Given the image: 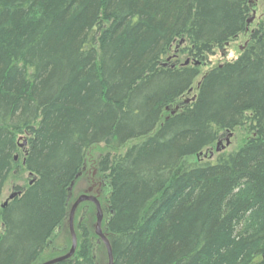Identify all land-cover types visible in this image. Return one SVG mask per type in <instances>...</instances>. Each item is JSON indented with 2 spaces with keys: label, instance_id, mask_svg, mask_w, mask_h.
<instances>
[{
  "label": "trees",
  "instance_id": "obj_1",
  "mask_svg": "<svg viewBox=\"0 0 264 264\" xmlns=\"http://www.w3.org/2000/svg\"><path fill=\"white\" fill-rule=\"evenodd\" d=\"M253 2L0 0V264H39L88 149L135 140L99 165L114 264H264V16L187 99ZM240 129L237 150L176 174ZM22 138L30 180L3 208ZM90 227L57 264H98Z\"/></svg>",
  "mask_w": 264,
  "mask_h": 264
},
{
  "label": "rangeland",
  "instance_id": "obj_2",
  "mask_svg": "<svg viewBox=\"0 0 264 264\" xmlns=\"http://www.w3.org/2000/svg\"><path fill=\"white\" fill-rule=\"evenodd\" d=\"M253 1L252 16L250 19L251 22L248 24L247 30L239 35L230 44L226 45L224 48L216 50L215 54L209 57L208 62H200V65H197L200 66L202 74L201 77L198 78L195 82L193 88L194 90L192 94H189V96H187V99H191L193 95H195L198 83L204 74H206L216 66L235 61L248 45L252 32L257 28L264 16V0ZM183 58V60L189 61L190 64H193V61L188 60V57L186 55H183ZM166 115H168V112L165 113V116ZM250 138L251 134L245 129H240L236 132H233V134L227 133L224 138H222L219 142L209 147L208 149H205L200 155L184 159L176 174H179L186 167L194 163L205 161L212 162L217 158L219 154L235 151L243 144H245ZM139 141L140 140L130 141L119 149L109 147L105 144H96L88 149L83 167L77 179L73 182L71 188L69 189L67 217L65 218L63 225L55 231L53 238L49 242V245L43 254V258L39 261V264L57 259L64 254L69 253V251L71 250L72 235L70 231V215L72 208L79 197L83 195L97 197L102 205L103 210L105 211L106 201L110 193V185L107 178L102 177L100 173L99 165L102 158L107 154H123L128 148L138 143ZM219 143H221L220 146ZM19 145L20 151L16 156L17 160H15L16 167L8 181V184L6 185L1 200V205L8 201L9 197L13 194V192L16 191L15 186H26L30 180V176L24 168V159L26 151L28 149L27 139H20ZM218 147L220 149L219 152L217 151ZM96 215L97 210L95 205L89 202L81 204L76 210L73 224L77 236V250L80 249L82 243L81 235L83 228H85L87 225H90L91 227L89 228V231L93 235L90 236V245L92 246L94 255L97 256L98 264H108V255L106 248L101 239L95 234L97 221ZM102 227L104 234L107 236L108 233L105 226V220Z\"/></svg>",
  "mask_w": 264,
  "mask_h": 264
},
{
  "label": "water",
  "instance_id": "obj_3",
  "mask_svg": "<svg viewBox=\"0 0 264 264\" xmlns=\"http://www.w3.org/2000/svg\"><path fill=\"white\" fill-rule=\"evenodd\" d=\"M250 22H251V20L248 21V24ZM189 63L190 62L187 61L186 65H188ZM196 65H200V62H197ZM220 145H221V143H219V146ZM217 151L218 152L220 151L219 147H218ZM15 160H17V157L15 158ZM19 194H20L19 192L13 193L9 197L8 201H6L4 203L3 208H5L8 205V202L11 201V200H14ZM86 202L92 203L96 207V210H97V215H96L97 221H96L95 234L101 239V241L103 242V244H104V246L106 248L107 255H108V264H114V257H113L111 242H110L109 238L104 234L103 227H102L103 226V222H104V218H105L104 210H103L102 205H101V203H100V201H99V199L97 197H95V196H87V195H83V196L79 197L77 199V201L75 202V204H74V206L72 208V211H71V215H70V231H71V235H72V248H71V250L69 251V253L65 254L64 256H61V257H59L57 259L51 260V261L43 263V264H57L59 262H63L65 260H68V259L72 258L75 255V253L77 251V236H76L75 229H74V224H73L74 216H75V213H76V210L78 209V207L81 204L86 203ZM263 260H264V254H263Z\"/></svg>",
  "mask_w": 264,
  "mask_h": 264
}]
</instances>
